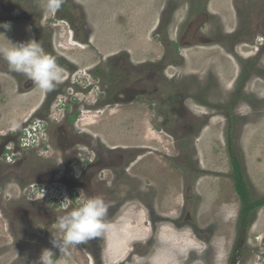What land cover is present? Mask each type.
I'll return each mask as SVG.
<instances>
[{"label":"rangeland","instance_id":"obj_1","mask_svg":"<svg viewBox=\"0 0 264 264\" xmlns=\"http://www.w3.org/2000/svg\"><path fill=\"white\" fill-rule=\"evenodd\" d=\"M244 1L65 0L52 14L47 0H0L12 25L0 47L34 38L66 73L44 93L0 57V264H40L46 249L57 264H144L157 234L141 208L156 233L187 226L204 242L183 264H264V205L240 227L230 166L236 156L251 201L264 199V83H240L241 71L264 79L248 59L264 42V0ZM62 173L69 191L99 184L105 202L132 200L120 247L103 236L53 248ZM138 222L147 234L130 233Z\"/></svg>","mask_w":264,"mask_h":264},{"label":"clouds","instance_id":"obj_2","mask_svg":"<svg viewBox=\"0 0 264 264\" xmlns=\"http://www.w3.org/2000/svg\"><path fill=\"white\" fill-rule=\"evenodd\" d=\"M64 2L65 0H47V11L55 14ZM0 28L7 32L12 25L10 22L0 23ZM8 44V47H0V57L7 62L9 71L25 75L41 92H52L65 79V69L57 64L55 57L45 53L34 38L27 43L8 41ZM68 202L65 197L63 204L67 205ZM108 208L109 205L102 197H91L66 215L58 217L55 227L63 235L59 241H51L53 248H58L60 253L67 255L70 247L83 245L91 239L110 233L114 225L106 222ZM202 243L204 242L192 238L190 227L177 228L174 224L163 223L157 232L150 257L140 259L144 264H183V259L198 251L197 246ZM53 257L54 252L46 249L40 258V264H57Z\"/></svg>","mask_w":264,"mask_h":264},{"label":"flooded vegetation","instance_id":"obj_3","mask_svg":"<svg viewBox=\"0 0 264 264\" xmlns=\"http://www.w3.org/2000/svg\"><path fill=\"white\" fill-rule=\"evenodd\" d=\"M210 2V1H209ZM208 2V3H209ZM244 5H246V6H250V0H245L244 1ZM207 7H208V5H207ZM207 7H206V11H207ZM245 7V6H244ZM165 10V9H164ZM208 12V11H207ZM202 17H206L205 15H203L202 14ZM208 19V18H207ZM258 40H262V41H264V35H261L260 36V38L258 39ZM257 42V41H256ZM47 48V47H46ZM256 48V49H255ZM254 49H255V52H252V54H251V56L248 58V59H250L251 61H256V68L257 69H263L264 70V42L263 43H261L260 44V46L259 47H254ZM57 55V54H56ZM59 56V55H58ZM258 73V72H257ZM241 78H240V83L242 84L241 85V88H243V90L245 89V87H246V85H248V83H249V81H250V79H251V77H254L252 80H255V79H257V82H263L264 83V79L262 78V76H263V74H261V73H258L256 76H250L249 78H248V76H245V72H243L242 73V71H241ZM260 75H262V76H260ZM251 80V81H252ZM250 81V82H251ZM37 101V100H36ZM264 104V102H262V103H259L258 104V107L259 106H261V105H263ZM241 106H244V109L243 110H241L240 109V113H241V111H242V115H243V117L245 116V115H247L248 113H246L247 112V109H248V106H247V100L246 101H242L241 102V105H240V108H241ZM38 112V111H37ZM245 113V114H244ZM30 124V123H29ZM27 125H28V123H27ZM37 131V130H36ZM30 132V131H29ZM79 143H77L76 145H78ZM23 146V145H22ZM24 146H26V145H24ZM29 146H31V145H29ZM80 146L82 147L83 145H81L80 144ZM84 148H85V146H83ZM43 149V148H42ZM81 149V148H80ZM14 150V149H13ZM77 150H79V149H77ZM85 150V149H84ZM86 151V150H85ZM14 157H16V156H14ZM62 157V156H61ZM62 162H63V160H62ZM230 166H231V169H232V171H231V174L233 175V173H234V166H233V163H232V159L230 158ZM241 166V165H240ZM61 170V169H60ZM59 170V171H60ZM58 171V172H59ZM58 172H57V174H58ZM60 173V172H59ZM81 173V174H80ZM77 176H74V178L75 179H79L80 178V176H82V171H80L79 170V173L77 172ZM241 174H242V172H241ZM243 175V174H242ZM57 176H61V177H58L57 178ZM62 180H63V173H62V175H56V177H54V179L52 180V185H54V186H56V188H53V190L55 189L56 191L57 190H61V191H66V193H68L67 194V198H68V206H67V208H65V211H66V213H68V212H70L73 208H75V207H78V206H80V205H82L84 202H85V200L87 199V198H91V197H101V196H103L102 198L103 199H107V198H110L109 196H106L105 194H103L102 195V193H101V188H100V185L98 184V183H96V182H94V180H95V178H94V180L93 181H90L89 180V182L91 183V186L93 185V184H98V186H94V187H92V189H90V192L92 193V195H90V194H88V193H86V192H82V193H76V191H73V190H68L67 189V187H66V185H65V183L63 182L62 183ZM234 180V179H233ZM53 181H56V182H53ZM90 183L88 184L89 185V187H91L90 186ZM246 183V182H245ZM235 185V184H234ZM59 186H62V188H63V190L61 189V187H59ZM73 189H75V190H77V187L76 186H73L72 187ZM246 189H247V191H248V187H247V184H246ZM51 190V189H50ZM249 192V191H248ZM108 193V192H107ZM237 193V192H236ZM127 198V197H126ZM240 198V197H239ZM38 198H35V199H30V201H35V200H37ZM116 199H118V198H116ZM113 200V199H112ZM127 201H132V200H122V201H114V202H112L111 203V201H107L106 203L111 207V208H108V214L107 215H109L108 216V218H106V221H108V220H110V221H112V222H118L120 219H121V217H122V215H124L121 211H122V209L125 207V204L127 203ZM37 202V201H36ZM35 202V203H36ZM242 202V201H241ZM60 203L62 204L63 203V201H60ZM130 202H128V204H129ZM32 204H34V202H32ZM243 210V209H242ZM240 212L242 213V211L240 210ZM145 213H146V215H149L150 214V211H148V209H146L145 210ZM240 213V214H241ZM252 209L249 211V215H252ZM62 215H66V214H62ZM62 215H60V216H62ZM120 215H121V217H120ZM146 215H144V219L142 220V221H144V223L143 224H146V225H148V221H149V224H151V226H153V227H156V225H155V220L153 221L152 219H150V217H148V218H146ZM137 216L140 218L141 217V214H137ZM241 216V215H240ZM153 222V223H152ZM156 223H158V222H156ZM97 239H101V236L100 237H98ZM136 243H140L139 241L138 242H136Z\"/></svg>","mask_w":264,"mask_h":264},{"label":"trees","instance_id":"obj_4","mask_svg":"<svg viewBox=\"0 0 264 264\" xmlns=\"http://www.w3.org/2000/svg\"><path fill=\"white\" fill-rule=\"evenodd\" d=\"M232 163L234 166V173H233V179L235 181V190L240 197L242 204H243V210L240 217V227L247 221L249 217V211L252 209V212L254 213L256 208L261 207L264 205V199L258 200L255 202L251 201V198L249 196V192L246 189V183L244 181V177L241 174V164L239 162V159H237L236 156H232ZM252 213V214H253Z\"/></svg>","mask_w":264,"mask_h":264},{"label":"crops","instance_id":"obj_5","mask_svg":"<svg viewBox=\"0 0 264 264\" xmlns=\"http://www.w3.org/2000/svg\"><path fill=\"white\" fill-rule=\"evenodd\" d=\"M143 209H148V208H141V209H138V213L139 214H141V212H144L145 213V210H143ZM130 211H132L133 213H134V208L133 209H129ZM136 211V210H135ZM148 211H149V209H148ZM146 214V213H145ZM150 215V214H149ZM136 220H140V219H136ZM107 223H109L110 225H114V229L113 230H111V232L110 233H108L107 235H102L101 237H103V236H105V237H107V238H109V240H108V245L107 246H105L104 247V249L105 248H110L111 250L113 249V248H118V247H120V243H119V241H124L126 238H124L125 237V235L123 236L122 234H121V229H120V224H118L119 223V221H118V223L117 222H112V221H110V220H108V221H106ZM136 226V228L135 227H132L131 229H130V233H136V234H134V236H137V234H138V232H140V231H144V232H146L147 230H144V228H142V227H145V226H142L139 222H138V224H136L135 225ZM156 228L155 227H153V226H151V232H149L150 234H152V236L155 234H157L156 233ZM112 233H114V234H112ZM146 234H147V232H146ZM139 238V237H138ZM138 238H137V242L139 241L138 240ZM111 239V240H110ZM114 251V250H113Z\"/></svg>","mask_w":264,"mask_h":264},{"label":"bare ground","instance_id":"obj_6","mask_svg":"<svg viewBox=\"0 0 264 264\" xmlns=\"http://www.w3.org/2000/svg\"><path fill=\"white\" fill-rule=\"evenodd\" d=\"M43 145V144H42Z\"/></svg>","mask_w":264,"mask_h":264}]
</instances>
